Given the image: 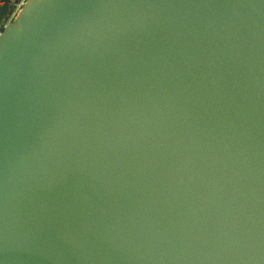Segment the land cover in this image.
Masks as SVG:
<instances>
[{
    "label": "water",
    "instance_id": "water-1",
    "mask_svg": "<svg viewBox=\"0 0 264 264\" xmlns=\"http://www.w3.org/2000/svg\"><path fill=\"white\" fill-rule=\"evenodd\" d=\"M0 264H264V0H28Z\"/></svg>",
    "mask_w": 264,
    "mask_h": 264
},
{
    "label": "built area",
    "instance_id": "built-area-1",
    "mask_svg": "<svg viewBox=\"0 0 264 264\" xmlns=\"http://www.w3.org/2000/svg\"><path fill=\"white\" fill-rule=\"evenodd\" d=\"M27 1L28 0H0V6L4 5L6 2L9 3L11 6V9L5 17L4 24L2 26H5L7 23L12 22L17 17L20 10L26 4Z\"/></svg>",
    "mask_w": 264,
    "mask_h": 264
},
{
    "label": "rangeland",
    "instance_id": "rangeland-1",
    "mask_svg": "<svg viewBox=\"0 0 264 264\" xmlns=\"http://www.w3.org/2000/svg\"><path fill=\"white\" fill-rule=\"evenodd\" d=\"M10 9H11V6L7 2L4 5L0 6V11L3 15L1 22H0V29H1L2 25L4 24L5 17L9 13Z\"/></svg>",
    "mask_w": 264,
    "mask_h": 264
}]
</instances>
